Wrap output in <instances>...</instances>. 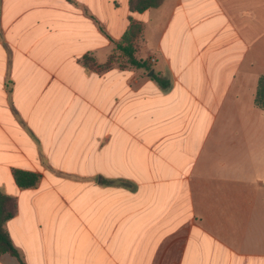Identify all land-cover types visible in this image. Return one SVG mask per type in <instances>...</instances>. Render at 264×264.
<instances>
[{
    "label": "crops",
    "instance_id": "0c3cea01",
    "mask_svg": "<svg viewBox=\"0 0 264 264\" xmlns=\"http://www.w3.org/2000/svg\"><path fill=\"white\" fill-rule=\"evenodd\" d=\"M130 18L145 67L85 68ZM261 77L264 0H0V191L23 262L264 264Z\"/></svg>",
    "mask_w": 264,
    "mask_h": 264
},
{
    "label": "trees",
    "instance_id": "16d2710c",
    "mask_svg": "<svg viewBox=\"0 0 264 264\" xmlns=\"http://www.w3.org/2000/svg\"><path fill=\"white\" fill-rule=\"evenodd\" d=\"M163 0H129L130 12H143L151 8H157ZM142 34V26L140 23L129 19L127 30L123 34L120 42L116 45L115 53L110 55L107 61L102 65H97L95 61L85 56L82 59V65L91 71H108L113 67L125 69L128 67L144 68L145 63L136 59L138 51L137 41ZM255 106L264 110V77L258 81ZM12 177L16 186L21 189H30L35 187L39 182V175L22 170H13ZM17 210V201L0 191V257L8 254L18 260L20 264H25L18 249L12 243L6 229L5 224L12 219Z\"/></svg>",
    "mask_w": 264,
    "mask_h": 264
},
{
    "label": "built area",
    "instance_id": "2783aa9c",
    "mask_svg": "<svg viewBox=\"0 0 264 264\" xmlns=\"http://www.w3.org/2000/svg\"><path fill=\"white\" fill-rule=\"evenodd\" d=\"M151 62H154L155 60L154 59H150Z\"/></svg>",
    "mask_w": 264,
    "mask_h": 264
}]
</instances>
